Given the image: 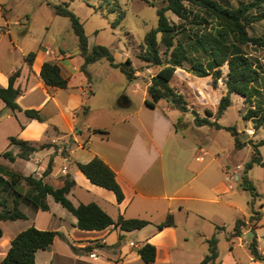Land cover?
<instances>
[{
	"label": "crops",
	"instance_id": "crops-1",
	"mask_svg": "<svg viewBox=\"0 0 264 264\" xmlns=\"http://www.w3.org/2000/svg\"><path fill=\"white\" fill-rule=\"evenodd\" d=\"M4 23L0 26V87L7 88L10 77L19 72L14 87L22 91L17 99L22 111L11 112L0 99V155L8 149L17 153V149L9 146L10 137L52 147L35 153L27 161L17 159L11 163L1 159V163L24 176L40 178L53 160L52 172L44 180L61 187L62 178L72 176L76 186L68 198L75 206L95 203L114 220L122 216L150 224L132 232L114 226L102 231H82L76 227V217L70 212L72 216H68L65 208L62 210L61 205L48 196L49 209L33 210L32 225L20 229V221L31 219L23 210L24 206L29 209L31 206L20 199L19 208L27 218L0 221L4 233L0 239V264L11 241L32 226L61 234L49 249L36 253L35 264H144L138 250L145 244L156 247L153 264H201L209 253L207 241L212 238L204 225L208 205L217 203L218 196L229 192L232 186L218 182L206 185L198 181L200 175H209V164L199 170L193 167L191 154L204 149L182 131L179 126L182 114L175 112L168 102L166 105L158 103L155 109L148 107L150 82L143 87L138 80L132 83L135 88L144 90L142 104L133 99L134 90L125 89L103 105L97 100L99 85L93 82L94 73L88 68L82 71L81 55L73 57L51 46L27 52L14 42L10 21L5 19ZM48 49L54 50L56 55L48 56ZM30 53L35 54L32 63L26 61ZM47 62L59 66L62 75L69 80L67 89L45 85L41 70ZM31 109L39 111L43 121L28 118L24 111ZM192 124L195 125L194 120ZM95 157L101 158L115 172L124 193L121 203L112 191L93 184L76 165L86 164ZM58 159L64 164L59 169ZM196 161L203 162V159L196 158ZM9 200L12 207L13 198L9 196ZM169 215L173 216L174 225L159 230L157 226ZM5 223H10L13 230L10 237ZM253 233L255 236L256 230ZM244 235L238 239L239 248L249 243ZM259 249L263 252L264 246ZM231 251L220 264H264L254 261L250 252L246 259H240L235 255V248Z\"/></svg>",
	"mask_w": 264,
	"mask_h": 264
},
{
	"label": "trees",
	"instance_id": "trees-1",
	"mask_svg": "<svg viewBox=\"0 0 264 264\" xmlns=\"http://www.w3.org/2000/svg\"><path fill=\"white\" fill-rule=\"evenodd\" d=\"M163 2L164 6L157 10L158 27L146 34L144 46L139 54V58L147 66L159 68L147 88L150 97L146 101L148 107L155 109L160 101L165 100L184 114L190 112L184 96L170 86V82L180 69L199 78L212 77L213 86L216 88L223 75L222 68L228 67L225 83L227 92L220 99L217 118H220L232 105V95L241 96L248 102L263 95L260 88V83L264 80L263 72L257 61L254 62L250 58L246 49L250 46L264 49V38L249 34V27L252 24L264 20V13H253V11L262 8L264 0H251L236 8L222 5L218 0H163ZM54 9L56 15L67 17L71 22L72 29L78 38L80 55L84 59L82 71H86V66L106 59L112 67L119 68L129 82L137 79V70L133 68L130 59L125 63H116L107 47L89 48L83 24L69 9L68 4L57 5ZM168 12L173 13L180 23H172L167 16ZM191 56L193 57L192 61H190ZM34 57L35 54L30 53L26 57V61L32 63ZM188 62H191L190 67L185 68V64ZM18 76L19 72L10 77L7 88L0 87V99L13 113L22 111L17 103L22 91L14 87ZM41 78L47 87L68 88L69 80L62 75L59 66L55 63L47 62L43 65ZM191 112L197 127L208 126L225 129L233 136L237 149H243L248 145L253 148V156L245 168L246 174L254 166L264 167V160L259 150L264 145V138L257 143L252 140L242 142L236 127H223L217 121H212L213 113L211 111H207L206 117H201L195 110ZM24 113L30 119L43 121V117L37 110H25ZM243 119L253 123L255 132L261 129L264 131V103L249 109ZM95 132L102 133L99 130ZM9 146L17 149V153L8 149L0 155V221H16L27 218L19 208L20 199L28 206L47 211L49 209L47 197L52 196L56 203L76 217V227L82 231H102L114 226L121 231L132 232L141 230L150 224L145 220L125 219L122 216L118 220H114L95 203L75 206L68 198V194L76 186L72 176H64L61 187H55L44 180L52 172L53 160L50 161L40 178L33 175L24 176L1 163V159L11 163L17 159L27 161L35 153L50 148L52 145H39L18 137H10ZM76 165L93 184L112 191L119 203L124 200V193L116 179L115 172L101 158L95 157L86 164L77 163ZM244 180L245 187L250 189L253 197H257L258 194L251 182L247 177ZM9 196L13 198L12 207ZM261 219V211L253 209L249 219L236 221L228 241L233 242L235 239L242 238L248 231L255 232ZM173 225L174 218L169 215L166 221L159 224L157 228L163 230ZM217 229L224 228L218 227ZM3 235V230L0 227V239ZM59 235H61L59 232L40 230L32 226L19 233L11 241L10 249L1 264H35L36 253L49 249ZM207 242L209 253L201 264H216L219 259L218 240L216 237H212ZM247 246L253 260L264 263V250L260 251L256 234ZM86 251L91 250L86 249ZM138 253L144 264H153L156 260L157 250L151 244L143 245Z\"/></svg>",
	"mask_w": 264,
	"mask_h": 264
},
{
	"label": "rangeland",
	"instance_id": "rangeland-1",
	"mask_svg": "<svg viewBox=\"0 0 264 264\" xmlns=\"http://www.w3.org/2000/svg\"><path fill=\"white\" fill-rule=\"evenodd\" d=\"M218 1L222 5L236 8L251 0ZM62 4H68L69 9L80 19L88 37L90 49L95 46H105L111 51L116 63L131 60L133 68L139 72V77L136 79L138 84L144 87V84L149 83L159 71L157 67L147 66L139 58V54L144 46L146 34L158 27L157 10L164 6L163 0H0V8H3L0 9V26L5 24V19H8L14 42L24 47L27 52L51 46L54 49L61 48L71 56L78 57L80 56L79 42L70 20L55 14L54 7ZM253 13H264V5ZM167 16L172 23H180L173 13L168 12ZM249 34L264 38V20L252 24L249 27ZM246 52L254 62L257 61L264 76V49L250 46ZM192 58L191 56L190 61ZM190 63H186L185 68H189ZM86 68L94 73L93 82L99 85L97 100H101L103 105L108 104L114 95L120 94L125 89L130 92L134 90L132 97L135 102L143 103L145 96L143 88H135L126 75L119 68L112 67L108 60H100ZM222 72V78L216 88L213 86L212 77L199 78L182 69L177 71L170 82V86L184 96L190 109L188 114H184L175 108V112L182 114L179 126L190 140L197 142L199 147L204 149L191 154L193 167L199 170L209 164V175H200L198 181L206 185L218 182L228 187L232 186L229 192L218 196L217 203L208 205V218L204 223L205 228L211 232V236L218 240L219 264L234 248L238 258L248 257L247 245L243 244V247L239 248L238 239L229 242L228 237L233 233L236 221L249 219L253 209L262 213L256 235L259 246H264V167L254 166L247 174L245 173L246 165L253 156V148L248 145L243 149H237L233 136L225 129L208 126L197 128L192 124L194 120L192 110L198 112L201 117H206L207 111H211L213 113L211 120L217 121L223 127H236L242 142L252 140L257 143L264 138L262 129L255 132L253 123L243 119L249 109L264 103V80L260 83L262 96L248 102L241 96L232 95V105L220 118H217L220 99L227 92L225 83L228 67L224 66ZM147 99L150 97L147 96ZM166 102L162 100L159 104L166 105ZM259 150L264 160V145ZM196 158H202L203 162H197ZM56 163L57 169L64 165L61 159H58ZM246 177L255 188L257 197H253L250 189L245 187ZM60 208L63 210V207L60 206ZM23 210L30 215L31 219L29 222L20 221V229L32 225L33 210L36 209L24 206ZM64 211L68 216H72L66 209ZM9 224L5 223L4 228L10 237L13 230ZM218 227L224 229L218 230Z\"/></svg>",
	"mask_w": 264,
	"mask_h": 264
},
{
	"label": "water",
	"instance_id": "water-1",
	"mask_svg": "<svg viewBox=\"0 0 264 264\" xmlns=\"http://www.w3.org/2000/svg\"><path fill=\"white\" fill-rule=\"evenodd\" d=\"M245 239L248 241V242H251L253 237H254V233L253 232H248L244 235Z\"/></svg>",
	"mask_w": 264,
	"mask_h": 264
},
{
	"label": "built area",
	"instance_id": "built-area-1",
	"mask_svg": "<svg viewBox=\"0 0 264 264\" xmlns=\"http://www.w3.org/2000/svg\"><path fill=\"white\" fill-rule=\"evenodd\" d=\"M46 54L48 55V56H50V57H53V56H55L56 55V53L54 52V50H46ZM92 256H94V255H92Z\"/></svg>",
	"mask_w": 264,
	"mask_h": 264
}]
</instances>
